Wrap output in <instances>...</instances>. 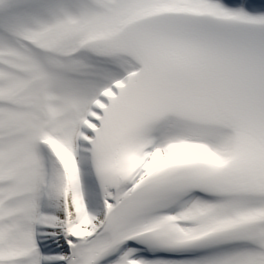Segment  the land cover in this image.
I'll return each mask as SVG.
<instances>
[{
    "label": "snow or ice",
    "instance_id": "obj_1",
    "mask_svg": "<svg viewBox=\"0 0 264 264\" xmlns=\"http://www.w3.org/2000/svg\"><path fill=\"white\" fill-rule=\"evenodd\" d=\"M0 264H264V0H0Z\"/></svg>",
    "mask_w": 264,
    "mask_h": 264
}]
</instances>
